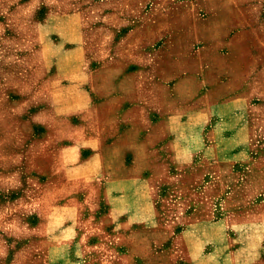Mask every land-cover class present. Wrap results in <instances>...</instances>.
I'll use <instances>...</instances> for the list:
<instances>
[{
	"label": "rangeland",
	"instance_id": "374dc122",
	"mask_svg": "<svg viewBox=\"0 0 264 264\" xmlns=\"http://www.w3.org/2000/svg\"><path fill=\"white\" fill-rule=\"evenodd\" d=\"M56 63L128 147L74 168L78 214L7 208L0 264H264V0H0V123Z\"/></svg>",
	"mask_w": 264,
	"mask_h": 264
},
{
	"label": "crops",
	"instance_id": "0c3cea01",
	"mask_svg": "<svg viewBox=\"0 0 264 264\" xmlns=\"http://www.w3.org/2000/svg\"><path fill=\"white\" fill-rule=\"evenodd\" d=\"M194 21L193 38L200 40L198 21ZM208 34V39H211L210 30ZM150 69L147 66L129 68L126 75ZM88 78L89 72L85 67L75 65L69 70L56 63L48 78L36 83L38 87H48V98L42 100L37 97L42 100L37 104L23 100L20 106L26 107L29 115L14 122L4 119L0 123V231L8 227L7 208H16L13 215H24L25 199L29 193L32 194V205L36 206L32 213L44 215L38 200L46 190H50V213L70 210L78 214L81 187L77 184L84 179L93 180L96 176L76 175L74 168H84L89 164L96 166L107 150L128 147L121 137L123 134L115 140L103 138L106 131L101 120L107 116V110L103 108L104 101H93L87 95L85 87L89 84ZM111 82L117 86L122 80L113 79ZM125 111L123 108L122 112ZM106 181L116 182L112 178ZM57 193L58 199L62 200L59 205L55 201Z\"/></svg>",
	"mask_w": 264,
	"mask_h": 264
}]
</instances>
